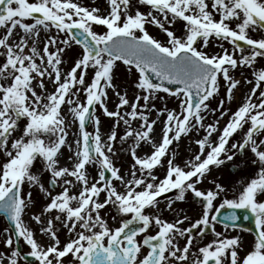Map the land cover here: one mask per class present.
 Wrapping results in <instances>:
<instances>
[{
    "label": "snow or ice",
    "instance_id": "1",
    "mask_svg": "<svg viewBox=\"0 0 264 264\" xmlns=\"http://www.w3.org/2000/svg\"><path fill=\"white\" fill-rule=\"evenodd\" d=\"M106 3L0 0V214L8 222L0 264H264V0ZM213 40L219 51L209 50ZM121 65L135 77L131 99L114 83ZM241 69L251 77L237 78ZM161 93L177 106L158 108ZM98 107L114 118L107 133ZM193 135L198 150L180 159L179 142ZM118 139L132 159L127 171L114 161ZM246 151L249 175L210 178ZM32 188L45 199L39 212ZM189 196L200 206L194 216L174 207ZM237 210L254 220L250 242L231 234L245 230Z\"/></svg>",
    "mask_w": 264,
    "mask_h": 264
},
{
    "label": "rangeland",
    "instance_id": "2",
    "mask_svg": "<svg viewBox=\"0 0 264 264\" xmlns=\"http://www.w3.org/2000/svg\"><path fill=\"white\" fill-rule=\"evenodd\" d=\"M84 2L86 4H89V5L93 4V0H84ZM134 2H135V0H134ZM93 6H99L101 8H106L107 3H106V0H95V5H93ZM148 27H149V31L153 35H156L161 39H165V35L157 27L151 26V25ZM174 27H175V29H177V34H179V29L181 28V23L177 22V24L174 25ZM253 35H255V33ZM74 47L76 48V52L78 53L80 51L79 47L78 46H74ZM209 50L210 51H212V50L219 51V49L215 48V41L214 40L211 42ZM73 59H74L73 54L71 52H69L68 55L65 57V65L64 66L68 67L73 62ZM257 67H264V61L258 62ZM241 71H243L246 75H248L249 78L251 77V72L249 69H241V70H238L236 72L237 78H240ZM90 74L91 73H89V75ZM134 79H135V77L127 74L124 66L121 65V67L119 69H117L116 78H115L114 83H116L122 90L127 91L129 93V98L131 99L132 94L134 92V86H133ZM48 88L51 90L52 85L48 84ZM243 90H247V89L243 88L242 91ZM221 94H223V90H222ZM109 95H110L111 99L108 103V107L110 110H114L115 103L117 102V100H116V97L112 93L111 90H109ZM160 95L164 96L165 99L163 101H161V100L155 101L158 108L162 107L164 104H166L168 106V108H174L177 106V101L174 97H169V96H167V94H164V93H161ZM240 99H241V96L238 98L235 95L234 101L230 105V107H232L233 110L235 109V106L240 101ZM141 103H143V102L141 101ZM212 106L213 107L216 106V100L212 101ZM97 115H99L101 118L102 132L107 133L109 131V125L113 122L114 118H109V117L105 116L103 114V112L99 109V107L97 108ZM152 117L155 118L154 112L152 113ZM223 123H224V120H221V125H223ZM157 125L159 126V130H160L159 122ZM134 126H136V125L134 124ZM88 130L93 131V128L91 125L88 126ZM123 130H124V125L121 124L119 127L118 135H122ZM195 138H196L195 135H193L191 137V139L188 137H182L181 141L179 142V149H178V157L180 159H187L189 157V155L191 154V152L198 150L197 146L192 142V140H194ZM69 139L71 140L72 137L70 136ZM233 139L234 140L240 139L239 133H237ZM128 143L130 144L131 141H129ZM172 147L173 148L176 147L175 143ZM115 149H116V156L114 157L115 163L121 167L122 171H127V169L129 168V166L132 163L131 156L128 152V145H122L118 139L115 143ZM148 150H149V148L147 146H144L140 150H138V154H143L144 151H148ZM65 152H67V150H65ZM251 156H252L251 152L246 151L243 156L237 155V157L235 158L234 161L226 163L225 165H223L219 169H216L215 167H213L210 178L215 177L220 182L227 184L229 181H236L238 179L246 177L252 171H254V167L251 164ZM233 165H235V167ZM37 167H39V162L37 164ZM234 168H236V171H233ZM158 171L162 172V169H160ZM90 173L92 175H95V169L91 168ZM43 179L46 183L47 174H45ZM204 186H207V181H205ZM28 190L29 189H28L27 185H25V191L27 192ZM31 191H32L33 198L35 201V207L32 209V211L39 212L41 206L45 203L44 196L39 191L38 188H32ZM57 191H59V189H57ZM165 194H170V196L168 198H160L161 199V205H160L161 208H164V206H165V199H174L175 190H173L172 192H169V193H165ZM174 207L182 208L188 213V215L194 216L195 212L199 210L200 206L192 200L191 196H189V198L186 202H177L174 205ZM104 212L106 214H108L109 217H111V215L115 214L114 210L111 208H106L104 210ZM163 216L169 220L173 219L171 213H169L167 210H165L163 212ZM25 219L28 220V217L26 216ZM109 223H112L111 219H109ZM6 226H7V221L5 220L4 217L0 216V231H2L3 228ZM32 226H33V228L36 227L34 222H33ZM184 226L186 227L187 224H185ZM216 227H217V230L222 229V225H220L218 223H217ZM66 234H67L66 231H61L60 232L61 238L63 239ZM231 234L232 235L241 234L246 242H250L253 239V234L251 232H248L245 230L242 231L241 229H236V230L232 231ZM211 238H212L211 234H209L207 237H205L204 242H207ZM179 242L181 245H183L185 243V239L180 238ZM197 243H201V242L197 241ZM19 245L25 252L28 251L27 246L24 245L22 241L20 242ZM0 249H4L3 244H0Z\"/></svg>",
    "mask_w": 264,
    "mask_h": 264
},
{
    "label": "water",
    "instance_id": "3",
    "mask_svg": "<svg viewBox=\"0 0 264 264\" xmlns=\"http://www.w3.org/2000/svg\"><path fill=\"white\" fill-rule=\"evenodd\" d=\"M234 171H236V170H234ZM164 197L166 198V197H168V195H166ZM224 211L225 210L221 211V214H220L221 216L223 215ZM237 211H238V214L241 215V219H240V221H238V223L243 225V229L249 230V231L254 233L255 225H254V220H253L252 216L250 214H247L249 216V218L245 220V219H243V216L246 215V213H244L243 210H237ZM0 215H2V214H0ZM29 259H31V258H29Z\"/></svg>",
    "mask_w": 264,
    "mask_h": 264
},
{
    "label": "bare ground",
    "instance_id": "4",
    "mask_svg": "<svg viewBox=\"0 0 264 264\" xmlns=\"http://www.w3.org/2000/svg\"><path fill=\"white\" fill-rule=\"evenodd\" d=\"M246 91H247V90H243V91H242V89H239V90H237V92H236V96L239 98V97L241 96L242 93L246 94ZM155 132H156V134H157V136H158V134H159V132H160V130H159V126H158V125L156 126ZM67 155H69V153L65 152V157H66Z\"/></svg>",
    "mask_w": 264,
    "mask_h": 264
}]
</instances>
